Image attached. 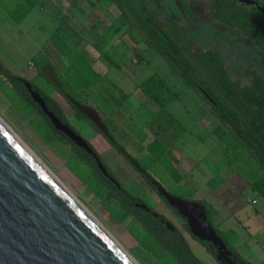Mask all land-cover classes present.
Here are the masks:
<instances>
[{"label":"trees","instance_id":"16d2710c","mask_svg":"<svg viewBox=\"0 0 264 264\" xmlns=\"http://www.w3.org/2000/svg\"><path fill=\"white\" fill-rule=\"evenodd\" d=\"M66 1L72 8H78L85 2L94 6L102 0ZM106 1L114 7V21L119 22L112 33H118L123 29V34L127 35L132 43L153 48L165 58L170 66L171 74L186 87L192 89L200 98L199 109L196 111L200 119L203 107L216 122L212 130L214 138L216 140L230 138L224 151L225 157L229 159L228 164H238L239 169L247 171L248 176L253 177L250 188L264 199V71L258 73L251 69L243 71L236 69L237 78L234 79L217 52L212 49L196 48L195 40L189 36L182 22L162 18L153 13L147 0ZM150 1L158 2V0ZM250 1L253 4L247 5L236 0H211V18L222 26L239 30L264 53V8L260 6V0ZM38 3L39 0H0V8L14 22L19 23ZM9 5H13V8H9ZM60 19L62 27L78 37L76 44L79 45V50L75 52L74 58L63 72H60L49 60L33 58L31 63L36 71V77L45 80L51 91L65 99L76 119L87 121L99 133L66 97L93 108L112 137L110 145L120 156L133 159L156 182L158 181L149 172L150 170L159 177L167 178L176 192L183 189L185 194L190 196L191 189L186 185H181L183 176L176 168L178 159L174 155L176 140L187 130L166 110L167 103L177 99L178 94L171 89L165 78L157 73L138 85L137 88L146 96V100L139 106V109L145 112L138 119L136 115L124 118L122 124L138 141V150L145 152V157L140 162L114 138L107 127L108 119L120 113L128 95L114 84H110V88L103 86V76L94 70V61L82 45L84 42L82 32H86L93 40L92 48L112 66L120 69V65L113 60L111 55L103 52L102 47L105 42L103 38L108 33L102 34L101 21L78 32L69 26V19L65 14H61ZM137 62H142V59L137 57ZM48 70L53 74L55 83L49 79ZM240 78L247 79L248 84L242 85ZM24 82L32 85L33 90L40 94L47 107L64 124L80 134L70 124L60 105L50 97L48 92L37 87L33 80L13 74L0 60V89L4 95L23 111L25 117L32 116V124L41 135L70 152L67 162L69 168L101 197L120 221L130 218L129 228L138 238L139 244L151 252L160 264H204L194 255L178 229L166 228L162 222H168L166 217L154 211L153 207L141 197L124 188L103 162L107 172L120 185L118 189L101 174L89 155L52 127L37 104L30 98L23 85ZM145 129L152 132L155 137L149 140L144 147L143 143L147 140L143 134ZM240 165L243 166L240 167ZM224 181V178L215 176L209 180L208 184L214 189ZM159 184L164 188L161 183ZM150 186L157 192L154 186L151 184ZM182 186H185L186 190ZM170 195L182 199L174 193ZM160 198L163 199L161 196ZM194 202L203 207L208 221L216 235L231 252L234 262L251 264L239 254L234 246L238 239L237 234L233 230H220L212 221V208L203 201ZM136 204L146 205L151 212L135 207ZM152 212L158 216L154 217ZM173 213L178 216L175 210ZM182 221L185 231L190 234L185 221L183 219ZM191 237L214 257L212 252L216 250L210 243L199 242L193 236Z\"/></svg>","mask_w":264,"mask_h":264},{"label":"rangeland","instance_id":"374dc122","mask_svg":"<svg viewBox=\"0 0 264 264\" xmlns=\"http://www.w3.org/2000/svg\"><path fill=\"white\" fill-rule=\"evenodd\" d=\"M55 1L39 0V3L19 23L14 22L0 8L1 62L13 74L33 80L37 87L48 92L50 97L60 105L70 124L97 151L118 182L145 200L153 207L154 211L165 216L180 230L194 255L204 264H217L212 255L208 254L197 241L192 240L185 232L183 221L163 203L110 144L102 136L97 135L84 120H77L65 99L51 91L45 80L36 77V71L31 63L33 58L49 60L60 72H63L74 58L75 52L79 50V45L76 44L78 37L72 35L61 25L60 15L64 14L63 10L61 11L63 7L59 2L54 3ZM147 2L153 13L162 18L182 22L186 26L189 36L195 40L196 48L212 49L217 52L234 79L237 78L236 69L241 71L251 69L258 73L264 71V53L253 44L250 38L242 35L237 29L222 26L212 20L211 0H158L156 3L147 0ZM95 5L90 6L86 2L81 13L71 11L74 26L78 29H74L75 31L82 32L85 29L84 27L79 29L78 24L87 25L89 28L90 24L101 20L100 27L103 28L110 24V32L119 25V22L114 21L115 10L112 5H104L101 10L95 9ZM260 6L264 8V0H260ZM8 7L13 8V5ZM71 14L65 13L69 21ZM67 19L66 22H68ZM82 33L84 37L82 45L87 48L91 44V38L86 32ZM142 55L146 61L142 60L139 64L132 66L138 70L136 75L127 76L126 73L113 68L107 78L117 83L125 92L130 93L129 88L138 87L148 77L157 73L165 78L173 91L181 93V97L171 101L166 106V110L187 127V131L176 140L175 151L184 155V157L181 155L182 158L176 166L183 176L181 185L188 186L192 191L191 195L185 194L183 189L176 192L167 178L159 177L151 170L149 172L168 192L179 195L185 200H200L207 205H213L219 211L218 218H212L215 225L227 213L233 211L239 203L246 204L244 210L247 212L246 215H237V218L241 219L240 228L237 230L240 240L237 244L234 243V246L237 249L241 243H246L244 249H238L239 254L250 259L253 264L259 263L258 261L264 257V199L250 188L253 177L248 176L247 171L239 169L238 164H228L229 159L225 157L224 151L230 138L227 137L223 140L214 138L212 130L216 122L203 107L200 119V115L196 113L199 109V105L196 106V104L200 98L192 89L186 87L176 76L171 74L170 66L165 58L153 48H146ZM114 58L118 62L116 56ZM22 68L25 70L22 71ZM240 81L242 85L248 84L247 79L240 78ZM103 86L110 88V85L106 83H103ZM114 93L117 95L116 91ZM144 112L139 109V106L136 107L135 103H128L119 114L107 121V127L114 138L140 162L143 161L145 152L138 150V141L127 131L122 121L124 118L135 115L138 119ZM0 119L138 264H160L151 252L139 244L138 238L131 232L130 218L120 221L101 197L69 168L67 162L70 152L41 135L32 124V116L25 117L23 111L9 101L1 89ZM143 134L147 139L143 143L145 147L155 135L147 129ZM242 166L240 165V167ZM216 174L225 179L226 186L225 193L219 197L211 193L212 188L208 184ZM183 187L185 189V186ZM253 199L257 201V204L251 203ZM235 224L236 218L232 217L223 224L222 229H235ZM252 251L256 252V255H253Z\"/></svg>","mask_w":264,"mask_h":264},{"label":"water","instance_id":"95a60500","mask_svg":"<svg viewBox=\"0 0 264 264\" xmlns=\"http://www.w3.org/2000/svg\"><path fill=\"white\" fill-rule=\"evenodd\" d=\"M236 1L253 4L250 0ZM47 75L55 83L51 71ZM23 85L52 127L89 155L101 174L120 189L89 143L47 107L29 82ZM66 99L109 138L105 124L93 108L70 97ZM152 183L185 221L191 236L216 248L218 263L235 264L200 204L174 197L158 182ZM135 207L150 212L146 205ZM166 226L172 229L168 222ZM0 264H130L1 127Z\"/></svg>","mask_w":264,"mask_h":264},{"label":"crops","instance_id":"0c3cea01","mask_svg":"<svg viewBox=\"0 0 264 264\" xmlns=\"http://www.w3.org/2000/svg\"><path fill=\"white\" fill-rule=\"evenodd\" d=\"M52 1H54V0H52ZM60 1H57L56 0L54 3L59 2L60 5H62L63 8L61 9V11L63 10L62 12H64V14L67 13V12H69L71 14V11H75L76 13H81L82 10H83L84 5L86 4V2H85L84 4L80 5L78 8H72L70 6V4L66 0H60ZM104 5H109L110 6L111 4L108 1H105V2L104 1H101L98 4L96 3V5H95L94 8L97 9V10H101ZM72 17H73V15L71 14V19L69 21V25L73 29L78 30L74 26L75 23L72 20ZM96 23H92L90 25H94ZM78 25H79L78 26L79 29H82L83 27L84 28H87L88 27L87 25H84V24H82V25L81 24H78ZM109 25L110 24H108L107 26L101 28L102 34H105V32L108 33V35H104V38H103V39H105V42H104L103 47H102L103 48V52H106V53L110 54L111 57L113 58V60L115 59L114 56H116V58L118 59V62H116V61L115 62L120 65V69H118V71H120L122 73H126L127 76H134V75H136L138 73V70H137V68H134L132 66L135 65V64L136 65L139 64L137 62V57H139L140 59H142L144 62L146 61V59L142 55V52H144L147 47H145L143 44L136 45V44L132 43L130 41V39L127 37V35H124L123 34V31H124L123 29L120 32H118V33H112V32H110V29L111 28H109ZM92 42H93V40L91 39L90 43H92ZM85 50H86V52L89 54V56L94 61V63H93L94 70L96 72L100 73L103 76V83H106V84H109V85L110 84H114L115 86H117L118 88L121 89V87L117 83L112 82V81H110L107 78L108 73L111 71V69H113V68L115 69V67L112 66L99 52H97L95 49H93L92 46H91V44H90L89 47L85 48ZM119 60H124V61L121 62ZM23 70H25V68H22V71ZM173 83L176 84V82H174V81H173ZM121 90L128 95V98L123 103L120 111L122 109H124L125 105L128 104V103H130V104L135 103L136 104V107H137V106H140L146 100V96L144 95V93L142 91H140L137 87H133L131 89L129 88L128 91L131 90L130 93L129 92H125L123 89H121ZM174 91L178 94V98L177 99H179V97H181V93H179V91H176V90H174ZM169 103H167V105ZM199 104H200V100L197 102L196 106H198ZM182 124L184 125V123H182ZM184 127L187 130L186 125H184ZM175 148H176V146H175ZM174 155L177 157L178 162L182 158V156L184 157V155L180 154L179 152H176L175 149H174ZM176 168H177V166H176ZM215 176H220V175L219 174H216ZM211 190H212L211 193H213L216 197H219L220 195L224 194L225 193V190H226L225 181L223 183H221L219 186H217L216 188L211 189ZM251 203L253 205H255V204H257V201L255 199H253ZM209 206L213 210V216H212V218H218L219 211L213 205L210 204ZM245 206H246V204L239 203L234 208L233 211L227 213L224 218L220 219L216 223V225L218 226V228L220 230H223L222 229L223 224L225 222L229 221L230 218L233 217V218H236V224H235L236 227H235V229L229 228V229H226V230H223V231L233 230L236 234H238L237 233V230L240 228L241 219L240 218H237V215L247 213V212H244ZM238 236H239V234H238ZM239 240H240V236L238 237V239H237V241L235 243L237 244L239 242ZM244 245H246V243H241L239 245V248L244 249ZM239 248H237V251H238ZM252 254L253 255H256V252L252 251ZM245 259L248 260L249 262H251V264H253V262L250 259H247V258H245ZM258 262L259 263H257V264H264V257L262 259H260Z\"/></svg>","mask_w":264,"mask_h":264},{"label":"bare ground","instance_id":"6f19581e","mask_svg":"<svg viewBox=\"0 0 264 264\" xmlns=\"http://www.w3.org/2000/svg\"><path fill=\"white\" fill-rule=\"evenodd\" d=\"M0 127L6 134L33 160V162L54 182V184L69 198L76 208L97 228V230L113 245V247L128 261L130 264H138L136 260L126 253L117 242L110 237L95 218L85 209V207L66 189L59 179H57L47 167L33 154V152L12 132V130L0 119Z\"/></svg>","mask_w":264,"mask_h":264},{"label":"flooded vegetation","instance_id":"af4514ba","mask_svg":"<svg viewBox=\"0 0 264 264\" xmlns=\"http://www.w3.org/2000/svg\"><path fill=\"white\" fill-rule=\"evenodd\" d=\"M78 120V119H77ZM83 120V119H82ZM85 121V120H84ZM89 126H91L90 125V123H88L87 121H85ZM94 126V125H93ZM92 127V126H91ZM93 128V127H92ZM96 128V127H95ZM97 129V128H96ZM93 130L96 132V134L97 135H100V136H102L105 140H106V142L107 143H109V142H111L112 141V137L109 135V138L108 137H105V136H103L100 132L98 133L94 128H93ZM98 130V129H97ZM80 135V134H79ZM84 138V137H83ZM85 139V138H84ZM87 141V140H86ZM88 142V141H87ZM89 143V142H88ZM110 144V143H109ZM89 145L92 147V145L89 143ZM111 146V145H110ZM112 147V146H111ZM93 148V147H92ZM113 148V147H112ZM114 149V148H113ZM93 150H95L94 148H93ZM96 151V150H95ZM96 153H97V151H96ZM117 153V152H116ZM118 154V153H117ZM99 154L97 153V156H98ZM119 155V154H118ZM122 157V156H121ZM98 158L101 160V162L103 163V161H102V158H100V155L98 156ZM132 168H133V170H135L138 174H139V176L142 178V180L147 184V186L148 187H150L151 188V186H150V184L152 185V186H154V184L152 183V181H155L153 178H151L136 162H134L133 161V159H131V158H124V157H122ZM156 182V181H155ZM155 187V186H154ZM156 188V187H155ZM152 189V188H151ZM153 190V189H152ZM156 190H157V188H156ZM154 191V190H153ZM155 192V191H154ZM157 195H158V197L160 198V195L158 194V192H155ZM163 198V197H162ZM161 199V198H160ZM162 201H163V203L173 212V208H171V207H169L168 206V204L166 203V201L164 200V198L163 199H161ZM148 208V207H147ZM150 209V208H149ZM147 212V211H146ZM150 212H151V210H150ZM153 213V212H152ZM158 213V212H157ZM159 214V213H158ZM162 215V214H161ZM165 217V216H164ZM167 219V218H166ZM181 219V218H180ZM168 220V219H167ZM182 220V219H181ZM163 222V224L166 226V223L167 222H164V221H162ZM168 223L169 224H171V226H172V229H169V228H167V226H166V228L167 229H169V230H173L174 229V225L168 220ZM176 228V227H175ZM184 228V227H183ZM177 229V228H176ZM185 230V229H184ZM180 231V230H179ZM181 232V231H180ZM186 232V231H185ZM182 233V232H181ZM187 233V232H186ZM190 237H191V235L189 234V233H187ZM182 235H183V233H182ZM183 237H184V235H183ZM185 238V237H184ZM192 238V237H191ZM186 240V239H185ZM193 240V239H192ZM195 241V240H194ZM186 242H187V240H186ZM188 243V242H187ZM189 245V244H188ZM204 249V248H203ZM205 250V249H204ZM215 250H216V248H215ZM212 254L214 255V260L216 261V259H215V256H216V251L215 252H212ZM217 262V261H216ZM233 262H234V260H233ZM235 263V262H234ZM217 264H220V263H218L217 262ZM236 264V263H235Z\"/></svg>","mask_w":264,"mask_h":264}]
</instances>
